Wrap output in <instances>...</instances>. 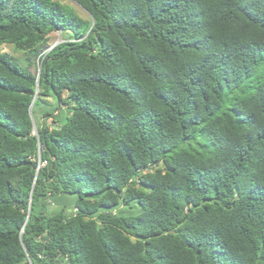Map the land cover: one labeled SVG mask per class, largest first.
Listing matches in <instances>:
<instances>
[{"label": "trees", "instance_id": "1", "mask_svg": "<svg viewBox=\"0 0 264 264\" xmlns=\"http://www.w3.org/2000/svg\"><path fill=\"white\" fill-rule=\"evenodd\" d=\"M0 44V264H264V0H0Z\"/></svg>", "mask_w": 264, "mask_h": 264}, {"label": "rangeland", "instance_id": "2", "mask_svg": "<svg viewBox=\"0 0 264 264\" xmlns=\"http://www.w3.org/2000/svg\"><path fill=\"white\" fill-rule=\"evenodd\" d=\"M63 1H67V0H63ZM76 10L81 14L84 15V12L81 11L80 8L76 7ZM61 41V36L58 32H53L50 34L49 39H48V45L52 46L53 44H56L57 42ZM0 51H7L9 54H11L12 56L16 57V58H22L23 53L20 51H14L12 49V46L9 44H0ZM39 69V61L37 58L32 60V66L30 67V70L32 72L37 73Z\"/></svg>", "mask_w": 264, "mask_h": 264}, {"label": "water", "instance_id": "3", "mask_svg": "<svg viewBox=\"0 0 264 264\" xmlns=\"http://www.w3.org/2000/svg\"><path fill=\"white\" fill-rule=\"evenodd\" d=\"M53 45H54V44H53ZM53 45H52V46H53ZM52 46H50V47H52ZM38 74H39V70H38V72H37V75H38Z\"/></svg>", "mask_w": 264, "mask_h": 264}]
</instances>
